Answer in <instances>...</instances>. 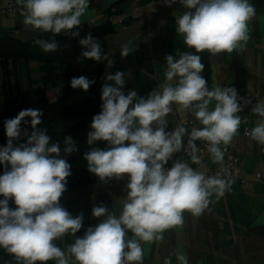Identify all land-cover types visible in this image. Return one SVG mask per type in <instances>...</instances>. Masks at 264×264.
Masks as SVG:
<instances>
[{"label":"clouds","instance_id":"obj_1","mask_svg":"<svg viewBox=\"0 0 264 264\" xmlns=\"http://www.w3.org/2000/svg\"><path fill=\"white\" fill-rule=\"evenodd\" d=\"M165 2L171 5L176 0ZM180 3L188 10L177 17L176 30L188 48L212 55L244 49L250 38L248 22L256 14L249 0ZM16 6L27 29L55 36L81 25L89 0H16ZM33 43L45 53L58 50L55 39H35ZM79 44L85 49L82 57L97 62L107 60L108 67L113 66V60L91 35L80 39ZM120 50L126 57L132 49L125 43ZM165 59V81L147 98L139 97L134 90L127 94L122 91L124 72L106 74L101 111L92 118V130L87 135L90 148L84 159L88 171L102 182L127 174V196L119 215L109 212L105 205L93 207L92 215L102 221L66 248L54 241L75 236L83 227V213L73 217L60 204L72 174L61 152L70 155L78 151L75 142L65 136L63 149L59 142H51L47 130L38 127L43 116L39 109L21 110L5 121L8 139L0 147V164L5 166L0 175V196L4 197L0 199V248L13 255L17 264H143L141 242L161 241L166 230L184 223L186 211L195 216L210 211L213 195L219 199L230 190L232 182L219 174L207 176L180 160L174 161L171 168L165 165L184 148L186 134L193 164L201 163L197 140L207 142L212 160L222 163L225 152L221 144L229 145L241 124V101L243 105L251 101L239 97L233 87L216 85L209 89L201 76L204 65L199 55L185 52L179 58L167 55ZM94 83L85 76L70 81L73 89L85 92ZM213 101L214 107H210ZM173 104L191 112L202 127H193L190 132L183 126L166 131ZM252 111L260 119L251 129V137L264 145V102H257ZM26 117L31 118L30 133L21 128L22 121L29 123ZM21 139L26 142L14 146ZM98 141L107 142L109 147H95ZM9 200H13L15 209L9 207ZM175 256L178 264H189L180 251ZM163 264H172L171 256Z\"/></svg>","mask_w":264,"mask_h":264},{"label":"crops","instance_id":"obj_2","mask_svg":"<svg viewBox=\"0 0 264 264\" xmlns=\"http://www.w3.org/2000/svg\"><path fill=\"white\" fill-rule=\"evenodd\" d=\"M12 1L15 2L13 8L0 13V29L19 27L17 35L23 38L22 31L27 28L16 0ZM118 1L121 13L115 19L117 28L96 39L104 54L114 62L112 67H108L107 60L99 62L104 83L106 74L124 72L126 83L122 91L127 94L134 90L139 97L147 98L165 81V57L172 55L179 58L182 53L190 52L201 57L204 65L201 76L207 81L209 89L216 85L233 87L239 97L251 101L247 105L241 101L243 111L238 113L241 124L234 136V152L240 160L241 177L245 183L232 180L230 190L222 197L216 199L213 195L214 203L209 205L210 211L205 210L199 216L186 211L183 214L184 223L166 230L161 241L141 242L143 264H163L168 256H171L172 264H178L177 250L187 256L189 264H264V145L251 137V129L260 119L252 107L257 102H264V0H249L256 14L248 22L250 38L244 49L218 55L207 51L196 53L194 48L184 44L182 35L176 30V20L188 9L180 0L171 5L165 0H89L88 13L82 17V23L99 22L105 10ZM129 18L133 20L125 22ZM44 34L53 35L51 32ZM125 43L132 50L122 57L120 46ZM73 66L88 74L95 70L93 62H74ZM28 69L32 79L40 78L37 61H29ZM21 78L24 84L27 79L25 71L21 73ZM108 83L114 84L112 81ZM18 88L13 62L0 59V112L4 109L5 97L17 93ZM59 89L60 86L50 87L48 95L54 98ZM214 104L213 101L210 107ZM172 107L174 111L167 117V127L178 118L195 117L178 105L173 104ZM246 129L250 130V134H245ZM176 160L187 161L178 152L167 165H173ZM127 183L128 176L125 174L121 179L112 178L107 182L98 180L66 186L60 204L73 217L83 213V227L75 236L62 238V248L74 243L76 237H83L89 227H95L102 221L103 218L92 215L93 207L105 205L109 212L119 215L122 201L127 196ZM127 235L131 238L132 233L129 231Z\"/></svg>","mask_w":264,"mask_h":264},{"label":"trees","instance_id":"obj_3","mask_svg":"<svg viewBox=\"0 0 264 264\" xmlns=\"http://www.w3.org/2000/svg\"><path fill=\"white\" fill-rule=\"evenodd\" d=\"M120 1L113 3L104 12V17L97 23L89 24L88 28L80 30L77 36H71L70 30L57 35L41 33L33 38L25 40L17 35L19 27L0 29V59L11 60L14 64L18 91L12 96H6L4 109L0 112V147L7 143L5 121L14 118L21 110L39 109L43 112L42 123L38 127L46 129L51 137V142H59L61 149L64 147V137L71 136L78 151L61 157L71 165V176L67 178V185H79L100 180L95 174L88 171L84 153L89 150L87 135L92 118L101 111L102 86L104 84L102 65L94 60L82 57L85 49L79 44V40L91 35L93 38H101L113 32L117 28L116 17L121 13ZM133 18L125 20L132 21ZM35 39L51 41L55 39L58 50L45 53L33 43ZM29 61H37L39 64V79H32L28 69ZM74 62H93L95 70L92 74L82 72L73 66ZM25 71L27 79L22 83L21 73ZM85 76L95 83L88 91L73 89L70 81L73 77ZM60 86L54 98L48 95L50 87ZM30 117L25 120L29 123H21L22 130L31 132ZM26 139L14 142L25 143ZM106 142L98 141L95 147L104 148ZM10 170V166H9ZM5 171V166L0 164V175ZM0 199H4L0 196ZM9 207L16 208L13 200H9ZM62 248L63 241H54ZM0 264H17L13 255L0 248ZM39 264V262H37ZM47 264H54L49 261Z\"/></svg>","mask_w":264,"mask_h":264},{"label":"built area","instance_id":"obj_4","mask_svg":"<svg viewBox=\"0 0 264 264\" xmlns=\"http://www.w3.org/2000/svg\"><path fill=\"white\" fill-rule=\"evenodd\" d=\"M15 2L12 0H4L0 2V13L4 11H9L13 8ZM183 126L189 132L193 127H202L200 122L195 117H183L176 119L170 126L165 130L168 132L173 131L176 127ZM246 135L250 134V130L246 129ZM184 139V148L180 151L182 156L187 160L189 165L196 169V171L204 172L207 176H214L219 174L221 178L228 179L230 181L238 179L240 183L244 184L245 179L241 177L242 166L238 156L234 152L235 138L233 137L231 143L227 146L221 144L222 150H224L225 155L222 163H216L212 160L211 154L207 151V142L202 140L195 141L197 148L199 149L198 155L200 156L201 163L193 164L191 157L189 155L190 149H187L188 135L186 134ZM187 149V150H186ZM166 168H171L172 165H165ZM256 178L260 180V176L257 175Z\"/></svg>","mask_w":264,"mask_h":264},{"label":"water","instance_id":"obj_5","mask_svg":"<svg viewBox=\"0 0 264 264\" xmlns=\"http://www.w3.org/2000/svg\"><path fill=\"white\" fill-rule=\"evenodd\" d=\"M85 28H88V24L87 23H82L77 28H74V29L70 30V35L71 36H74V35H72L73 32H79L80 30L85 29ZM39 34H41V33L38 32V31L37 32H31L29 29H24L22 31V35H23V38L25 40H28L30 38H33V37H35V36H37Z\"/></svg>","mask_w":264,"mask_h":264}]
</instances>
